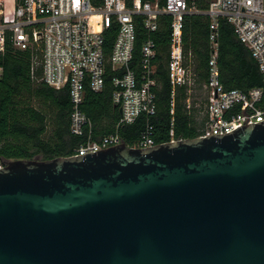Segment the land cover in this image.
Returning a JSON list of instances; mask_svg holds the SVG:
<instances>
[{"label":"water","instance_id":"95a60500","mask_svg":"<svg viewBox=\"0 0 264 264\" xmlns=\"http://www.w3.org/2000/svg\"><path fill=\"white\" fill-rule=\"evenodd\" d=\"M0 264H264V118L8 158Z\"/></svg>","mask_w":264,"mask_h":264},{"label":"built area","instance_id":"2783aa9c","mask_svg":"<svg viewBox=\"0 0 264 264\" xmlns=\"http://www.w3.org/2000/svg\"><path fill=\"white\" fill-rule=\"evenodd\" d=\"M186 13L208 16V56L203 76L194 71L193 56L183 48L182 16ZM162 14L169 16L164 57L170 86L169 110L172 111L176 87L182 86L184 106L187 112L193 110L196 135L224 132L239 123L264 118V0H208L203 10L186 4L185 0H163L162 4L157 0H100L96 5L89 0H17L10 18H0V52L6 39L14 47L29 49L30 75H34L39 65V78L46 84L66 87L72 102L69 131L83 136L72 146L70 154L121 141L116 133L93 137L91 121L79 108L84 85L100 89L107 65L112 71L111 101L120 107L118 121L130 122L140 112H154L156 79L151 67L157 48L152 38L146 37L141 42L137 73L129 66V60L134 41L133 17L140 15L142 26L149 33L157 28ZM2 15L3 0H0ZM218 17L230 23L235 37L255 60L259 84L244 90L222 85L216 64ZM112 23L116 24V31L105 52L102 31ZM197 89L202 91L199 98ZM150 133L151 124L146 123L135 146L154 143ZM170 139L174 137L171 135ZM6 160L0 155V167Z\"/></svg>","mask_w":264,"mask_h":264},{"label":"trees","instance_id":"16d2710c","mask_svg":"<svg viewBox=\"0 0 264 264\" xmlns=\"http://www.w3.org/2000/svg\"><path fill=\"white\" fill-rule=\"evenodd\" d=\"M17 0H3L2 20H8ZM96 5L100 0H89ZM153 1V0H150ZM159 4L163 0H157ZM186 4L203 10L208 0H185ZM162 14L158 26L147 32L140 15L133 17L134 41L129 66L137 73L139 68L140 45L146 38L154 41L157 51L151 74L156 82L154 89L155 110L140 112L130 122H119L117 106L111 101L113 88L109 65L100 89L92 90L84 85L79 108L91 121V134L116 133L128 145H136L141 130L146 123L151 124L150 136L153 142L169 140L170 136L187 137L197 134L193 110L187 112L184 106V90L177 86L173 96L172 111L169 105V83L164 67V57L168 38L167 21ZM208 16L203 13H186L182 16L181 38L183 48L194 59V71L199 76L205 74L208 56ZM116 24H109L102 31V46L108 52ZM216 64L218 77L224 87L247 89L260 83L255 60L247 48L235 37L230 23L217 18ZM30 51L17 48L7 39L0 52V155L4 158L35 157L46 158L53 155L70 154L72 146L83 139L81 134L69 131V112L72 102L65 86L55 88L39 78L40 67L36 65L34 75H30ZM169 128L172 133L169 134Z\"/></svg>","mask_w":264,"mask_h":264},{"label":"rangeland","instance_id":"374dc122","mask_svg":"<svg viewBox=\"0 0 264 264\" xmlns=\"http://www.w3.org/2000/svg\"><path fill=\"white\" fill-rule=\"evenodd\" d=\"M197 92H198V98H199L200 96H202V91H201L200 89H197ZM36 157H38V155H36Z\"/></svg>","mask_w":264,"mask_h":264}]
</instances>
